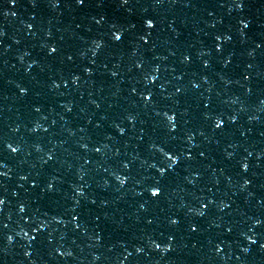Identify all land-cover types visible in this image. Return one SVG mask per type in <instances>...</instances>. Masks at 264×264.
I'll use <instances>...</instances> for the list:
<instances>
[{
  "label": "water",
  "instance_id": "95a60500",
  "mask_svg": "<svg viewBox=\"0 0 264 264\" xmlns=\"http://www.w3.org/2000/svg\"><path fill=\"white\" fill-rule=\"evenodd\" d=\"M101 4L0 0L9 12L0 15V264H264V224H253L264 221V0L242 9L231 0ZM144 17L156 21L147 44L136 39ZM112 24L123 28L120 42ZM225 34L231 40H215ZM96 40L103 46L93 55ZM145 73L157 79L146 83ZM160 148L180 156L171 169ZM157 181L161 193L151 197Z\"/></svg>",
  "mask_w": 264,
  "mask_h": 264
},
{
  "label": "snow or ice",
  "instance_id": "6c2138e0",
  "mask_svg": "<svg viewBox=\"0 0 264 264\" xmlns=\"http://www.w3.org/2000/svg\"><path fill=\"white\" fill-rule=\"evenodd\" d=\"M129 2H130V0H118V3H119V5H120L121 7L127 6V5L129 4ZM162 2H163V0H156V3H158V4H159V3H162ZM173 2H175V0H173ZM29 3L31 4L32 7H36V0H29ZM50 3H51V6H52L53 8H56V7H58V5H59V0H50ZM72 3H74L76 6L83 7V6H85V4H86V0H72ZM8 4H10V5H12V6L14 7V6L16 5V0H8ZM96 6H97V7L102 6V4H101V0H97V5H96ZM231 6H234L236 9H242V8L244 7V0H231ZM231 6H230V7H231ZM0 15H3V16H5V17H7V16L9 15V12H8V11H3V12H0ZM11 15H12V16H15L16 13L13 12V13H11ZM93 19H95V18H93ZM102 20H103V17H101L100 19H95V23L100 24ZM141 24H142V32H140V33L137 34L136 39L139 40V41H142L144 44H147V43H148V40H147V39H144L145 29L147 30V34H148L149 36H151V33H152L151 30L155 28V26H156V21H155V19H153L152 17H144V18L142 19ZM239 24L242 25L240 35L243 36V35H244V31H243V29H247V28L249 27V25H248L247 22H245L244 19L239 20ZM26 27H28V28L30 29V28L32 27V25H31V24H28V25H26ZM132 27L135 28V25H132ZM110 28H111V38H112V41H113V42H120V41L122 40V36H123V35H120V34H117V33L120 32L121 29H123V28H122L121 26L117 27L115 24L110 25ZM0 35H2V32H0ZM46 35H48V34H46ZM215 40H217V41L223 40V41L227 42V41L231 40V36H230V35H227V34H225V35H223V36H221V35H217V36L215 37ZM93 44H94V48L92 49V51H93V55H95V54H96V50L100 49V48L103 46V42H98V41L96 40V41H93ZM260 46H261L260 44H257V45H256L257 48H259ZM45 47L48 48V54H50V55L53 54V53H56V52H57V48H56V46H54V45H45ZM216 50H217V51H220V47H219V45L217 46ZM249 55H251V53H249ZM67 59H68V60H72V56H70V55L67 56ZM183 60H184V62H187V61L189 60V57H188L187 55H185V56L183 57ZM223 63H224L225 65H227L228 63H230V60L225 59V60L223 61ZM31 66H32V65H29V67H31ZM135 66H136L137 68H141V67H142V65L139 64V63H137ZM204 67H208V63H204ZM249 67H250V65H249ZM83 71H84L85 73H89V68H84ZM158 71H159V68H158V67H155V68L152 69V72H153V73L158 72ZM88 75H91V73H89ZM112 75H113V76H116L117 73L112 72ZM78 79H79L78 76H73V77H72V83H73V84H76L77 81H78ZM156 79H157V77H156L155 75H150V74H147V73H145V75H144V80H145L146 83L154 82ZM245 79H247V77H245ZM53 86H54V87H59V85L56 84L55 82H53ZM192 86H193L194 88L197 87L196 84H193ZM17 88H19V91H20V93H21L22 95H23V94H26V91H25V88H24V87H22V86H20V85H17ZM132 91H133V93H135L136 90L133 89ZM176 91L179 92L180 89L178 88ZM151 95H152L151 93H148L147 95L141 94L142 98H143L145 101H149V98H150ZM149 102H150V101H149ZM97 107H99V105H97ZM207 107H208V106L205 105V108H207ZM68 110L70 111L71 109L69 108ZM35 111L39 112V111H40V108H39V107L35 108ZM156 114H157V115H160L159 112H157ZM127 119H128V117H127ZM206 119H208V118H206ZM250 119H255V117H250ZM235 120H236V117H235V116H232V117H231V122H235ZM129 121H130V120H129ZM174 121H175V114H173L172 116H169V117H168L166 127L168 128L169 132H174V131L176 130V124H175ZM130 122H131V121H130ZM223 124H224V119H223V117H222L221 115H219V118L213 123V127H214L215 129H220V128L223 126ZM39 127H40V125L37 124V125L35 126V128L32 129V131H35V130H36L37 128H39ZM45 130H46V129H45ZM123 131H124V130L122 129V130H121V133H123ZM201 135H203V133H201ZM192 139H193V137H189V144H191V140H192ZM6 147L9 148V149H11V151H12L13 153H16V152L18 151V147H13L11 144H6ZM82 147H83V146H82ZM95 150H96L97 152L100 151L99 148H97V149H95ZM37 151H39V149H37ZM159 151H161V152L163 153V155L166 156L167 159L170 161V163H169V165H168V168H169V169H171L173 166H175V165L178 163V161H179V159H180V156L175 155V154H171V153H169V152H166L163 148H160ZM181 155H183V154H181ZM200 155L203 156L204 153H200ZM228 155H231V153H229ZM187 158H188V159H191V155H190V153L188 154ZM51 159H52V156L49 155V156H48V160H51ZM85 163H87V161H85ZM5 166H6L5 164H3L2 162H0V168H3V167H5ZM123 166H124L125 168L128 167L127 164H124ZM240 167H241L243 170L246 171L247 168H248V165H247V163H241ZM157 171H158V172L161 174V176H162V175L164 174V172L166 171V169L163 168V167H161V168H158ZM4 176H7V173H6V172H3V171H0V177H4ZM20 179H21V180H24V179H26V177H25V176H21ZM117 179L120 180V185L123 186L124 183H125V180L120 179L119 177H117ZM249 183H250V182H249L247 179L244 180V184H245V185H247V184H249ZM52 187H53L52 184H49V185H48V188H49V189H52ZM150 188H151V197H157V196L161 193V188H160V186H159V181H157V183H156L155 185L151 186ZM147 190H148V189H147ZM75 191H76V190H75ZM76 194H77V195H81V196L83 195L82 192H77V191H76ZM4 203H5V200H4L3 198H0V205H3ZM93 203H94V201H93ZM208 203H212V201H209ZM220 205H221V206H219L220 210H223L224 208L228 207V205H227V204H224L223 202H221ZM140 207H141V208H144V205L142 204V205H140ZM206 207H207V205H205V204H203V203L201 204V208H202V209H203V208H206ZM19 211H20L21 213L25 212V206H24L23 204L20 205V207H19ZM190 211H192V209H190ZM196 214H197V215H200V216H203V215H204V213H203L202 211H200L199 209L196 210ZM72 220H73V221H76V220H77V217H76L75 215H73V216H72ZM58 222H60V221H58ZM149 223H151V221H149ZM170 223H171L172 225H176V224L178 223V221H177L176 219H172V220L170 221ZM253 224L256 225V226H260V225L264 224V221H262L261 219H255V220L253 221ZM4 227L7 228V224H5ZM38 230H42V229H36V228H34L32 231L36 232V231H38ZM190 230L193 231V232H195V231H196V227H194V226H190ZM227 231L230 232V231H231V228H228ZM249 231H252V229L250 228ZM16 235L19 236L20 233H17ZM241 235H242V236L244 237V239L247 240L250 244H254V243H256V240L253 238V236L247 235L246 233H241ZM23 236H24V238H27V239H30V240H31V239H35V237H30V236L28 235V233H26V232L23 234ZM5 239H6L7 243L10 244V243L12 242V240H13V237H12L11 235H8V236L5 237ZM169 239H172V238L169 237ZM153 244H154V247H155V248L159 249V250L162 251V252H167V251L170 250V247H169V246H165L163 249H161V246H160L159 244H156L155 242H153ZM260 247H261V248H264V244H261ZM135 250H136V252H138V253L142 251V249L139 248V247H137ZM220 250H221V248H220V244H217V245H216V251H217V252H220ZM242 251L246 253V252L249 251V249H248L247 247H245V248L242 249ZM29 254H30V253L27 252V251H25V253H24L25 256H28ZM60 254H61V255H64L65 253L61 252ZM67 255L70 256L71 253L68 252ZM129 255H130V254H129Z\"/></svg>",
  "mask_w": 264,
  "mask_h": 264
}]
</instances>
